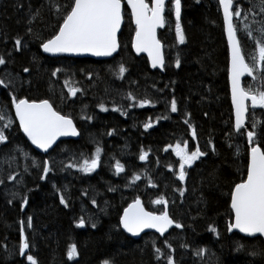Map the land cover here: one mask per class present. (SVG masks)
Returning a JSON list of instances; mask_svg holds the SVG:
<instances>
[{
  "label": "trees",
  "instance_id": "16d2710c",
  "mask_svg": "<svg viewBox=\"0 0 264 264\" xmlns=\"http://www.w3.org/2000/svg\"><path fill=\"white\" fill-rule=\"evenodd\" d=\"M181 1L185 43L176 41L175 17L166 13L168 23L158 32L166 64L160 71L151 69L145 56L132 51L134 26L127 9L119 49L111 58L49 57L40 42L60 22L50 10L49 0H0V56L7 61L0 65V79L6 83L11 79L14 85L0 86V127L12 121L5 129L7 141L0 143V264H30L27 255L38 264H102L106 259L111 264H167L168 255L175 264H264L261 238L228 231L230 192L246 175L249 145L243 134L251 130L253 119L259 121L257 141L264 149V110L252 111L243 134L233 130L227 45L218 0ZM58 2L65 5L68 0ZM256 3L236 0L233 9L247 10ZM37 10L39 16L29 24ZM249 18L261 21L264 15L249 13ZM234 22L239 24L240 18L235 17ZM17 37L22 38L19 51L15 49ZM241 43L244 56L256 55L254 41L243 35ZM178 56L180 67L175 65ZM121 65L127 69L123 76L119 75ZM26 67L29 73L23 71ZM57 68L61 71L52 76ZM69 87L80 91L69 96ZM13 95L48 99L56 110L72 118L78 138L60 140L48 153H39L19 129ZM145 98L152 103L140 107L139 101ZM173 98L176 112L170 107ZM101 104L107 111L100 109ZM149 122L152 126L145 129ZM185 141L189 151L199 148L204 155L185 166L181 182L179 158L169 145ZM97 146L102 151L95 171L83 173L68 167L90 158ZM141 152L147 153L143 161ZM32 158L41 165L44 160L50 162L52 170L45 179H40L42 166H32ZM117 160L125 168L118 175ZM13 174L16 180H8ZM133 174L140 179L132 182ZM179 189H184L183 195ZM61 194L67 207L60 203ZM25 195L28 203L22 211ZM137 196L153 211L163 210V204L152 203L163 197L170 216L183 227L174 226L163 237L153 232L138 239L126 235L118 226L119 216ZM29 216L31 228L27 227ZM80 219L85 221L82 227L77 226ZM21 221L29 243L26 255L19 253ZM210 226L217 232H211ZM153 242L161 249L159 259ZM73 244L77 255L69 259ZM238 245H243L239 251ZM201 248L204 254L196 255ZM253 251L259 254L252 256Z\"/></svg>",
  "mask_w": 264,
  "mask_h": 264
},
{
  "label": "snow or ice",
  "instance_id": "6c2138e0",
  "mask_svg": "<svg viewBox=\"0 0 264 264\" xmlns=\"http://www.w3.org/2000/svg\"><path fill=\"white\" fill-rule=\"evenodd\" d=\"M219 4L223 10L224 31L227 37V44L230 53L228 65V79L231 84V101L235 112L234 129L237 133L243 134V125L245 124V113L248 111V106L245 101L251 100L252 107H264V91L259 94H251V89L245 90L241 87V77L245 74L253 76L257 70V63L260 66V71L264 74V20L249 22V13L253 16L257 14L264 15V0H257L247 10L237 6L233 10L234 0H219ZM128 6L131 8V15L135 22V35L132 39V47L137 53L146 52L148 59L153 68L159 67L163 70L166 66L165 57L162 53V43L157 38V29L165 27L167 21L166 13H170L175 17V37L179 44L185 43V34L181 27V0H128ZM49 8L54 15L60 18V22L56 26L54 33L47 39L40 42V47L44 53H92L96 56H110L119 47L117 38L118 30L122 21V5L121 0H68L65 5L59 4L58 0H49ZM259 8V13L256 9ZM39 16V10L32 14L29 24ZM234 17L240 18V23L234 22ZM28 32L32 29L29 27ZM238 32L244 33L250 40L255 43V53L251 59L253 63L250 65L246 62L245 56L242 54V43L238 38ZM22 47V38L15 39V49L19 51ZM7 63L3 56H0V65ZM176 67H180L181 60L179 56L175 60ZM25 73H29V68H24ZM61 69L57 68L51 75L56 76ZM127 69L121 65L119 75L123 74ZM10 75V74H9ZM91 76V74H89ZM255 79V77H253ZM0 86L14 87L11 79L6 83L4 79H0ZM68 86V82H65ZM80 89L75 87L68 88V95L75 96ZM11 94V93H10ZM129 97L132 94L129 93ZM12 106L15 108L16 118L19 120V128L23 134L31 141L36 148L48 152L50 148L61 136H77L79 135L73 120L67 115H63L60 111L54 108L53 104L48 99L30 100L21 98L15 95L12 96ZM152 103L151 100L145 98L139 101V106L143 107ZM102 111H107L103 104L99 105ZM171 111H177V103L175 98L171 101ZM120 111V109H114ZM123 114V113H122ZM3 119V117H0ZM91 119V117H87ZM185 123H188L185 120ZM259 121L253 119L252 130L246 132L247 141L249 144L248 162L246 166V178L235 183L230 192V210L231 220L228 223V231L238 229L240 233L247 234L249 237H254L256 234L264 236V149L256 143L258 133L256 131ZM12 121L9 119L2 127H0V143L7 141L5 129L10 128ZM151 122L145 123L144 128H150ZM189 127L192 126L189 124ZM111 135V133H109ZM193 138L195 131L193 130ZM172 147L176 157L179 158V171L177 173L179 181H184L186 176L185 166H191L194 161L204 155L199 148L189 151L188 144L185 141L183 145L176 143ZM18 151L25 157L27 153L23 148L18 146ZM167 150V149H165ZM102 149L97 146L95 152L90 158H83L80 163H70L68 167L78 168L83 173H91L99 166L101 162ZM147 153L141 152L139 159L145 160ZM32 166L41 167L42 175L40 179L47 177L52 170L50 162L44 160L42 165L35 158H32ZM115 173L118 175L125 171L124 165L119 160L116 161ZM27 170V169H26ZM140 176L133 174L132 182L139 180ZM8 180L15 181V174L9 175ZM149 184H152L149 179ZM55 187V186H54ZM115 189L110 188L109 191ZM181 195L184 194V189H179ZM15 195V193H13ZM11 203V201H9ZM28 203V197H22L20 208L23 211ZM60 203L67 207L65 197L60 195ZM96 204V201H92ZM153 204H163V211L157 213L145 209L141 199L137 196L119 216V227L133 236L139 235L143 229H155L163 235L170 226L175 224L176 228H182L183 225L173 220L167 211V201L163 197H159L152 201ZM20 227V244L19 253L26 255L25 250L29 248V243L25 237L24 221H21ZM85 224L83 219H80L77 226L82 227ZM27 227H32V217L27 218ZM92 227H96L92 224ZM209 230L216 233L217 229L210 226ZM218 234V233H217ZM167 244V241L165 242ZM153 247L157 254V258L161 254V249ZM171 248V245H168ZM243 245L237 246L239 251ZM205 249H198L195 254L203 255ZM256 256L259 253L253 251L250 253ZM77 255L76 246L70 245L68 257L71 259ZM30 264H38L32 255L26 256ZM102 264H111V261L104 260ZM167 264H175L171 255L167 256Z\"/></svg>",
  "mask_w": 264,
  "mask_h": 264
},
{
  "label": "water",
  "instance_id": "95a60500",
  "mask_svg": "<svg viewBox=\"0 0 264 264\" xmlns=\"http://www.w3.org/2000/svg\"><path fill=\"white\" fill-rule=\"evenodd\" d=\"M127 2H128V0H127ZM121 5H122V11H123V3L121 2ZM130 8V7H129ZM131 9V8H130ZM133 22H134V20H133ZM135 23V22H134ZM122 24H123V16H122V21H121V26H120V29L118 30V33H117V38H118V35H119V33H120V31H121V27H122ZM226 35V34H225ZM226 40H227V37H226ZM118 49H119V47L117 48V50L115 51V52H113L110 56H96V55H93L92 53H79V54H77V53H56V54H51V53H44L43 52V50H42V52L45 54V55H47V56H49V57H57V56H76V57H93V58H103V59H106V58H109V57H111V56H113L114 54H116L117 52H118ZM132 50H133V52H134V54L135 55H137V56H139V55H145L146 56V58L148 59V55H147V53L146 52H141V53H137L136 51H135V49L132 47ZM230 54V53H229ZM148 62H149V66H150V68L151 69H155V68H153L152 66H151V63H150V61H149V59H148ZM156 68H158L159 70H161L159 67H156ZM229 97H230V102H231V105H232V101H231V84H230V81H229ZM13 111H14V115H15V108L13 107ZM15 118H16V115H15ZM16 121H17V123H18V126H19V120L16 118ZM20 129V128H19ZM20 131H21V133L23 134V132H22V130L20 129ZM24 135V134H23ZM24 137L26 138V140L28 141V143L33 147V148H35V149H37L39 152H41V153H46V152H44L43 150H41V149H38V148H36V146L35 145H32L31 144V141H29L28 140V138L24 135ZM78 137V135L77 136H71V135H68V136H61V137H58L57 138V141L54 143V145L59 141V140H61V139H65V138H77ZM53 145V146H54ZM52 146V147H53ZM51 149V148H50ZM128 206V205H127ZM126 206V207H127ZM125 207V208H126ZM146 209V208H145ZM147 210V209H146ZM168 211V210H167ZM122 213H123V211H122ZM121 213V214H122ZM174 226V224L172 225V226H170L169 227V229L164 233V234H166L172 227ZM121 228V227H120ZM121 230L126 234V235H128L129 237H131V238H133V239H138L142 234H144V233H146V232H155V233H157V234H159L160 236H163V235H161L159 232H157L155 229H151V228H146V229H143V231H141L140 233H139V235H136V236H133L131 233H128V232H126L123 228H121ZM231 232H238V233H240L239 232V230L238 229H233ZM241 235H243V236H246V237H249L247 234H244V233H240ZM254 237H260L261 239H262V241H263V243H264V236H260L259 234H256Z\"/></svg>",
  "mask_w": 264,
  "mask_h": 264
},
{
  "label": "bare ground",
  "instance_id": "6f19581e",
  "mask_svg": "<svg viewBox=\"0 0 264 264\" xmlns=\"http://www.w3.org/2000/svg\"><path fill=\"white\" fill-rule=\"evenodd\" d=\"M218 4H219V0H218ZM219 6H220V4H219ZM234 10V9H233ZM235 18V17H234ZM222 21H223V18H222ZM223 29H224V22H223ZM55 98V97H54ZM142 118H140V120H141ZM143 122V121H142ZM234 130V129H233Z\"/></svg>",
  "mask_w": 264,
  "mask_h": 264
},
{
  "label": "flooded vegetation",
  "instance_id": "af4514ba",
  "mask_svg": "<svg viewBox=\"0 0 264 264\" xmlns=\"http://www.w3.org/2000/svg\"><path fill=\"white\" fill-rule=\"evenodd\" d=\"M260 80H264V78L263 79H260Z\"/></svg>",
  "mask_w": 264,
  "mask_h": 264
}]
</instances>
